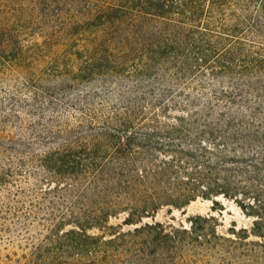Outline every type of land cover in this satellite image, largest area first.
<instances>
[{"label": "trees", "instance_id": "1", "mask_svg": "<svg viewBox=\"0 0 264 264\" xmlns=\"http://www.w3.org/2000/svg\"><path fill=\"white\" fill-rule=\"evenodd\" d=\"M20 64L0 240L24 251L0 264H264V0H0V70ZM221 194L261 241L157 219Z\"/></svg>", "mask_w": 264, "mask_h": 264}, {"label": "rangeland", "instance_id": "2", "mask_svg": "<svg viewBox=\"0 0 264 264\" xmlns=\"http://www.w3.org/2000/svg\"><path fill=\"white\" fill-rule=\"evenodd\" d=\"M57 20L54 16L51 18H47L45 20L40 21L37 25H34L33 28H26L27 35L21 36L24 38L23 41L26 46H30L33 43H42L45 39L44 31L49 30L51 27L55 26ZM56 46L55 48H57ZM29 58V56H27ZM40 66L43 67V63H38V59L35 63H32V66ZM25 72L21 64L17 66L13 72L0 70V102L2 103V110L0 111V119L2 113L10 114L14 112V108L12 106V100H10V96L14 95V88L13 79L16 77L24 78ZM17 95V94H16ZM27 97L24 94L19 93L16 98H25ZM27 99V98H25ZM26 117L27 114H21ZM9 131L15 132L17 136H25V134L15 126L9 127ZM238 200H244V197L238 196ZM247 210L245 211L238 202H236L232 197H226L223 194L217 196L212 199H205L202 197H198V199L193 200L189 205L184 207L182 210L174 209L173 213H168V207L162 208L157 216V219L162 221L171 222L173 224H179L182 222L186 226H188V217L194 214H201V215H209L213 216L216 219V222H211L210 224L216 226L217 232L221 235L226 237H233L235 238L237 235L234 233L242 234V229H248L250 231L248 241L257 242L261 241L262 237L255 235L254 231L256 228L254 227V220L256 219L255 216L252 214V209L247 206ZM123 215L120 216L119 219H113L112 223L117 224L123 219ZM147 219H150L148 217ZM24 243L20 236L14 237V242L9 243L8 240L2 241L0 240V255L4 256L6 254H10L12 251H17V253H21L24 251L21 246L17 244ZM12 254V253H11ZM5 260V257H2Z\"/></svg>", "mask_w": 264, "mask_h": 264}]
</instances>
